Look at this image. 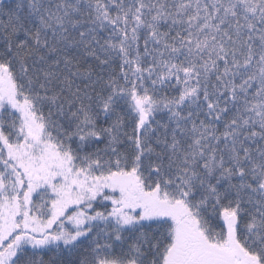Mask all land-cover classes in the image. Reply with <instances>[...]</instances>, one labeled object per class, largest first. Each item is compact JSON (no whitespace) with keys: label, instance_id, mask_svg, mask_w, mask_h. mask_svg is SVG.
<instances>
[{"label":"snow or ice","instance_id":"snow-or-ice-1","mask_svg":"<svg viewBox=\"0 0 264 264\" xmlns=\"http://www.w3.org/2000/svg\"><path fill=\"white\" fill-rule=\"evenodd\" d=\"M0 264H264V0H0Z\"/></svg>","mask_w":264,"mask_h":264}]
</instances>
